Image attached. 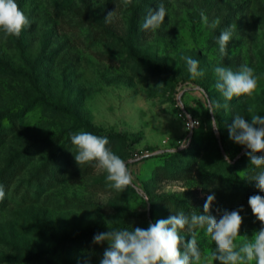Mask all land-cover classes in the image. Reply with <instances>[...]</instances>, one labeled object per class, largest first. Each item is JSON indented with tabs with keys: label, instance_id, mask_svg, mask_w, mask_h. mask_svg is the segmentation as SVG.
<instances>
[{
	"label": "rangeland",
	"instance_id": "374dc122",
	"mask_svg": "<svg viewBox=\"0 0 264 264\" xmlns=\"http://www.w3.org/2000/svg\"><path fill=\"white\" fill-rule=\"evenodd\" d=\"M15 2L31 24L18 38L0 30V264H100L109 243H94L95 234L203 214L210 194L217 220L243 207L237 245L260 229L248 198L264 197L250 181L264 166L251 165L250 149L231 140L228 128L236 114L249 123L264 116V0ZM159 3L164 23L142 30ZM201 12L220 24L205 25ZM231 25L221 56L216 41ZM184 57L199 61L203 75L193 78ZM242 64L258 77L254 92L208 112L209 98L223 103L214 68ZM180 107L199 120L189 137ZM88 127L109 139L135 187L109 188L97 161L76 163L70 133ZM194 231L201 264H220L204 260L217 246L204 229ZM83 232L93 234L88 243L61 242ZM179 234L185 243L192 238L187 228Z\"/></svg>",
	"mask_w": 264,
	"mask_h": 264
},
{
	"label": "clouds",
	"instance_id": "9594fccd",
	"mask_svg": "<svg viewBox=\"0 0 264 264\" xmlns=\"http://www.w3.org/2000/svg\"><path fill=\"white\" fill-rule=\"evenodd\" d=\"M131 0H125V6ZM114 12H109L105 21H110ZM202 22L215 29L219 24V18L209 23L208 17L201 12ZM166 8L163 3L158 4V10L149 9L142 24V30H156L164 23ZM31 21L21 11L15 0H0V30H3L5 38L8 36L19 37L23 28L30 26ZM233 25L221 31L217 38L221 56H226V46L233 35ZM188 66L192 77L202 76L198 71L199 61L191 57L183 58ZM214 72L217 76L215 89L223 98L220 101L208 100V112L215 114L216 109L229 110V102L234 97L251 96L257 87L258 77L254 69L247 64H242L237 71L231 67L216 66ZM247 111L253 112L249 106ZM240 114L234 116L233 123L229 126V138L235 143L246 146L250 151L248 156L251 165L256 168L264 166V116L251 115V122H247ZM211 125L218 131L219 127L215 118ZM71 143L76 148L74 159L80 166L90 161H97L96 167L107 172L106 182L109 188L124 191L132 184L133 177L129 172L126 162L106 147L109 139L106 136H97L90 132L70 133ZM185 145L183 144L182 147ZM227 159V158H226ZM250 181H256V187L264 192V170L259 171ZM186 191V190H185ZM5 198V189L0 185V201ZM215 201V195L206 197L203 205V214L193 212L190 216L184 212L171 215L167 219L157 220L145 228H135L131 231L126 229L109 228L105 232L94 235L93 242L107 241L109 247L105 249L100 264H201L202 254L197 243L196 228L204 229V235L210 237L216 244V249L210 257L204 260H218L220 264H264V197L252 195L248 198V204L253 215L261 222V227L249 238L243 236L240 245L235 243L239 236L242 224L240 212L243 207L228 211L225 210L219 220L210 214V208ZM187 228L192 233V238L187 243L179 234L180 230ZM183 244L184 251H180Z\"/></svg>",
	"mask_w": 264,
	"mask_h": 264
},
{
	"label": "trees",
	"instance_id": "16d2710c",
	"mask_svg": "<svg viewBox=\"0 0 264 264\" xmlns=\"http://www.w3.org/2000/svg\"><path fill=\"white\" fill-rule=\"evenodd\" d=\"M88 131L94 135L102 136L92 127H88ZM91 237H93V234H91L89 232L75 233L72 235L65 236L64 238L61 239V242L66 244V245L85 244L91 240ZM54 250L55 249H52L50 252H52ZM50 252L47 251L46 253H50ZM46 253H43V254H46Z\"/></svg>",
	"mask_w": 264,
	"mask_h": 264
},
{
	"label": "built area",
	"instance_id": "2783aa9c",
	"mask_svg": "<svg viewBox=\"0 0 264 264\" xmlns=\"http://www.w3.org/2000/svg\"><path fill=\"white\" fill-rule=\"evenodd\" d=\"M179 115L182 117L184 121V125L187 130V137H189L193 129L198 126L199 120L197 119V117L193 116L192 114H189L181 107H180ZM133 156L138 158V156H141V153L134 152Z\"/></svg>",
	"mask_w": 264,
	"mask_h": 264
}]
</instances>
